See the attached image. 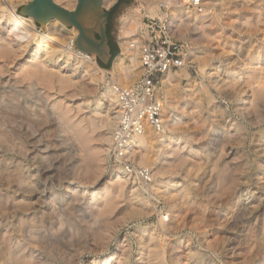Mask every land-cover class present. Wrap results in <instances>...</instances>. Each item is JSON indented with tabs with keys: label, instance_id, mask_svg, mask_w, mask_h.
<instances>
[{
	"label": "rangeland",
	"instance_id": "rangeland-1",
	"mask_svg": "<svg viewBox=\"0 0 264 264\" xmlns=\"http://www.w3.org/2000/svg\"><path fill=\"white\" fill-rule=\"evenodd\" d=\"M159 1L123 0L111 14L117 57L124 42L137 40L143 19L161 15ZM214 1L212 14L206 8L196 13L209 16L205 37L192 25L184 39L174 36L187 56L186 66L172 72L169 102L181 120L176 138L134 154L135 165L152 174L154 191L143 190V182L123 170L117 176L121 167L110 159L114 111L105 90L112 76L105 82L90 77L67 51L43 54L56 72L42 91L44 101L69 111L88 148L80 146L76 132L43 116L13 117V132L0 131V264H10L11 247L19 258L34 249L47 258L51 246L62 257L75 253V264H264V96L258 93L264 84V0ZM59 5L74 10L77 0ZM177 6L169 17L178 15ZM33 59L31 45L13 69ZM95 61L104 71L114 64L105 69L97 56ZM145 154L148 164L142 165ZM37 181L40 187L32 192ZM68 189L67 196L82 198L77 204L94 212L87 221L65 210L48 214L43 198L52 192L61 198ZM101 219L108 220L105 248L93 241L88 248L78 244ZM59 229L65 237L55 239Z\"/></svg>",
	"mask_w": 264,
	"mask_h": 264
},
{
	"label": "bare ground",
	"instance_id": "bare-ground-1",
	"mask_svg": "<svg viewBox=\"0 0 264 264\" xmlns=\"http://www.w3.org/2000/svg\"><path fill=\"white\" fill-rule=\"evenodd\" d=\"M32 1L33 0H0V28H3L5 30V33L2 32V34H0V131H4L6 133L13 132L12 130L14 127L10 125L13 117L18 118L19 115L21 117L43 116L44 119L52 121L54 126L58 129H61L65 132H67L68 130L76 132L80 146L84 150H86L88 148L86 135L81 129H79L80 126L72 124L73 122L71 123L72 116H70L69 111H64L62 106L59 104H54L53 107L50 108L47 102L44 101L42 91L46 89V83H51L56 78V72L53 69L54 67L52 68L51 65L48 66L46 64V60L43 62V54L46 53L49 57H51L57 55L61 51H67L69 57L72 58L73 56V59H75V61L77 62L78 67L83 68L86 74H88L90 77L97 78L100 81L105 82L107 75L112 76L111 81L107 84V90L105 91L110 99V107H112L114 111L113 112L111 109V111L113 112V121L110 125L115 130L119 121L118 91L121 88H128L134 85L144 73L141 63V54L143 50L141 44L142 41L137 38V40H134L132 43H129L127 41L124 42L122 45V53L114 60L112 69L110 71H104L97 65L95 61V55L90 56L74 48L75 39L80 34L77 28H68L60 20L52 19L44 25L45 30H40V25L37 23L34 17L23 16L18 13V8L21 5H28ZM117 1L118 0H104L103 5H113L116 4ZM55 3L59 5V0H55ZM177 5H179L176 8L178 15H176V17L175 13L171 14L170 17L168 15L170 20V27L174 36L180 40L184 39L187 31L189 30V26L192 25L194 31L200 32L202 34V37H205L207 29L209 27V22L207 21V17L209 16L204 15L199 17L188 7V4L183 1L181 3H178ZM204 7L206 8V11H209V13L212 14L217 7V3L214 0H204ZM66 10H68V8ZM3 19H5V21H3ZM139 28L140 26L136 28V30L138 31ZM125 34L126 33L123 32L124 37L122 38L129 39L127 38V36H125ZM31 45H34V62H30V64L27 63L28 66L26 64H21L19 66V69H15L18 68L21 58L27 52H31ZM14 65L16 67L13 69ZM20 70L21 72H19ZM99 71H102V76L99 75ZM161 85V92L164 96V129L161 132L147 130L145 134L139 136L137 139H134L132 147L136 150L138 148L147 149L150 146H153L154 143L160 145H169L171 143V140L173 138H176L177 136V125L181 120L175 114L176 107L169 102L171 87L174 85V76L172 75V72L163 76V78L161 79ZM258 93L261 97L264 96V84L258 89ZM247 105L248 104L245 103V107ZM166 115L169 117L168 119H166ZM108 143L109 146H111V144L113 145V135L109 137ZM132 154L135 158V152H133ZM92 156L93 155H91V157ZM140 161L142 165H147V154L141 156ZM122 170L123 169L121 168L120 173H118L117 176H123L124 170ZM30 185L32 188V192L38 190V188L40 187L39 181H37V183L34 182ZM142 189L145 191H154L156 190V185L154 182L152 183V185H149V183H143ZM69 193L70 190L68 189L67 193L64 194L61 198H58L55 192H52L47 199L42 197L44 200H48V206L46 207L48 214H62V211L65 210L68 212H74L75 214H78V216H80L82 219H84V221H87L89 216L93 215L94 212L92 210L89 212L83 210L80 207L81 205H79V201H82V198L80 200H75L72 196H67ZM42 194L46 195L45 193ZM77 201L79 202L78 204ZM107 224L108 220L101 219L98 226L92 229V236L80 237L81 240L78 241V244L88 248L90 245V241H93L97 244V246H101V248L104 249L105 245H107L108 242V240L107 242L105 241L109 232ZM164 227L165 224L162 225L163 229ZM56 233L57 234L52 235L55 239L61 236L65 237V234H60V229L57 230ZM58 233L60 235H58ZM43 237H46V235H44ZM29 238L38 240L37 236L30 235ZM57 247L51 246L49 248L47 258H45L43 252L34 251L35 249L30 250L28 252V255H24L19 258L16 254V251H14L13 247H11L12 250L10 252L9 258L10 264H52L53 261H56L57 264H75L77 262L75 253L74 256L72 255L69 257H62L60 256L59 251H57Z\"/></svg>",
	"mask_w": 264,
	"mask_h": 264
},
{
	"label": "built area",
	"instance_id": "built-area-1",
	"mask_svg": "<svg viewBox=\"0 0 264 264\" xmlns=\"http://www.w3.org/2000/svg\"><path fill=\"white\" fill-rule=\"evenodd\" d=\"M180 2L161 0L158 3L161 15L143 19L135 37L142 41L144 73L134 85L118 91L119 121L113 133L111 160L119 164L126 175H132L143 183L151 182L152 174L149 169L135 165L133 141L147 130L161 132L164 129L161 79L184 68L187 63L184 47L175 39L168 17L169 9ZM187 4L195 13L205 12L204 0H188Z\"/></svg>",
	"mask_w": 264,
	"mask_h": 264
},
{
	"label": "water",
	"instance_id": "water-1",
	"mask_svg": "<svg viewBox=\"0 0 264 264\" xmlns=\"http://www.w3.org/2000/svg\"><path fill=\"white\" fill-rule=\"evenodd\" d=\"M121 1L118 0L111 9L105 10L104 0H78L76 9L68 11L54 0H33L23 6L19 13L34 17L42 30L52 19L60 20L68 28H77L80 34L75 39L74 48L87 55L97 56L103 65L108 66L113 59L108 35L109 20Z\"/></svg>",
	"mask_w": 264,
	"mask_h": 264
},
{
	"label": "trees",
	"instance_id": "trees-1",
	"mask_svg": "<svg viewBox=\"0 0 264 264\" xmlns=\"http://www.w3.org/2000/svg\"><path fill=\"white\" fill-rule=\"evenodd\" d=\"M123 2V0L121 1V3ZM120 3V4H121ZM119 4V5H120ZM117 9V8H116ZM110 21V20H109ZM111 22H110V24H109V27H108V35H109V38H110V43H111V47H112V53H113V59H112V61H111V63L114 61V59L117 57V55H118V53H119V50H118V47L117 46H115V45H113V43H112V36H111ZM111 63L108 65V66H105V65H103L100 61H99V64H100V66L101 67H103V68H105V69H108L109 67H110V65H111Z\"/></svg>",
	"mask_w": 264,
	"mask_h": 264
},
{
	"label": "flooded vegetation",
	"instance_id": "flooded-vegetation-1",
	"mask_svg": "<svg viewBox=\"0 0 264 264\" xmlns=\"http://www.w3.org/2000/svg\"><path fill=\"white\" fill-rule=\"evenodd\" d=\"M110 45H111V43H110Z\"/></svg>",
	"mask_w": 264,
	"mask_h": 264
}]
</instances>
